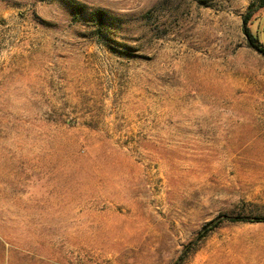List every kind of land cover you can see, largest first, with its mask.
I'll list each match as a JSON object with an SVG mask.
<instances>
[{
    "label": "rangeland",
    "instance_id": "1",
    "mask_svg": "<svg viewBox=\"0 0 264 264\" xmlns=\"http://www.w3.org/2000/svg\"><path fill=\"white\" fill-rule=\"evenodd\" d=\"M255 1L0 0V264H172L264 217ZM190 249L264 264V224Z\"/></svg>",
    "mask_w": 264,
    "mask_h": 264
},
{
    "label": "trees",
    "instance_id": "2",
    "mask_svg": "<svg viewBox=\"0 0 264 264\" xmlns=\"http://www.w3.org/2000/svg\"><path fill=\"white\" fill-rule=\"evenodd\" d=\"M264 8V0H256L251 3L247 9V13L242 17V31L246 38V42L250 48L264 55V47L259 43L257 38L252 35L248 28V24L252 18V16L259 10ZM91 18H94L95 21L99 22V24L105 23L106 18L102 17V14L99 12H94L91 15ZM230 222V223H247V224H264V217H251L245 215H234V214H221L218 215L213 220L207 222L199 231L195 241L189 244V246L183 251L178 258L172 264H183L185 259L187 258L190 248L193 245H196L198 241L205 238L209 233L218 228L222 223Z\"/></svg>",
    "mask_w": 264,
    "mask_h": 264
}]
</instances>
